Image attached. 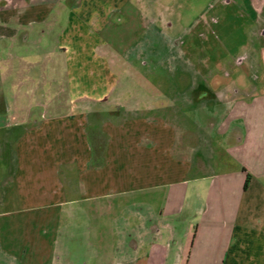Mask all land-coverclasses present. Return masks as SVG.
<instances>
[{"label": "crops", "instance_id": "1", "mask_svg": "<svg viewBox=\"0 0 264 264\" xmlns=\"http://www.w3.org/2000/svg\"><path fill=\"white\" fill-rule=\"evenodd\" d=\"M132 1L73 0L55 31L62 0H0V264H264V0L209 2L251 21L261 76L171 98L118 92L170 51L106 47Z\"/></svg>", "mask_w": 264, "mask_h": 264}, {"label": "rangeland", "instance_id": "2", "mask_svg": "<svg viewBox=\"0 0 264 264\" xmlns=\"http://www.w3.org/2000/svg\"><path fill=\"white\" fill-rule=\"evenodd\" d=\"M159 1L156 6L138 4L133 0L124 6L123 12L114 13L105 22L100 37L115 57L133 59L134 55L141 54L142 48L148 49L150 56H159V48L165 50V46L170 50L162 53L164 60L168 61L160 69L152 71L147 66L126 68L127 72L131 70L128 74L137 69L144 81L136 83L132 78L126 77L118 92H148L152 96L160 94L171 98L189 90L190 82L194 80L198 85L204 80L209 82L214 79L228 81L230 84L235 81L246 86L252 78L261 76L259 64L263 61H257L261 36L252 37L245 32L244 26L251 21L242 17L234 5L211 7V0ZM62 2L64 5L60 6L61 16L53 21L55 31H61L67 26V12L73 0ZM151 6L158 7L163 13L167 7L172 9L175 13L170 19L173 29L161 30L156 14L148 11ZM189 29L190 32H185ZM148 43L150 46L146 47ZM146 56L145 54L144 57ZM242 57L244 59L240 63ZM57 64L61 76L62 60ZM116 69L120 72V66Z\"/></svg>", "mask_w": 264, "mask_h": 264}]
</instances>
